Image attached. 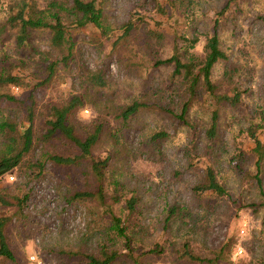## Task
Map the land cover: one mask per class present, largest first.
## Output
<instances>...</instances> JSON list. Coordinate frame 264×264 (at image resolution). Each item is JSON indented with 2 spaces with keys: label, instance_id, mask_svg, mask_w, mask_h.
Returning a JSON list of instances; mask_svg holds the SVG:
<instances>
[{
  "label": "rangeland",
  "instance_id": "obj_1",
  "mask_svg": "<svg viewBox=\"0 0 264 264\" xmlns=\"http://www.w3.org/2000/svg\"><path fill=\"white\" fill-rule=\"evenodd\" d=\"M174 1L178 6L171 9L168 1V13L161 14L152 0H99L113 26L130 21L135 24L133 33L114 48L120 31L109 40L101 38L92 24L72 29L75 46L70 63H60L47 82L41 51L49 50L48 35L35 32L25 50L16 48L11 34L1 36L0 70L16 61L14 72L24 76L26 83L0 87V113L11 115L21 128L27 126L26 105L34 95L36 124L42 129L47 104L83 94L85 104L73 115L78 131L85 134L95 123L107 122L93 154H113L106 183L113 185L114 179H120L126 183L120 194L130 196L135 191L140 196L130 217L134 231H139L135 258L117 264H179L185 241L196 254L214 260L206 264H264V205L249 131L254 127L264 139V0ZM6 16L7 4L2 0L0 22ZM151 30L165 33L163 45L150 37ZM214 33L228 57L215 65L213 79L222 92L232 93L236 87L242 93L237 106L220 108L216 137L211 139L207 133L215 102L205 94L194 100L188 124L158 107H144L120 130L118 108L136 98L153 100L155 90L163 97L158 103L166 104L172 94L175 101L170 103L179 112L183 97L182 90L170 86L173 67L156 66L155 61L171 56L176 43L183 50L190 44L185 39L195 35L200 41L194 50L202 54L207 35ZM47 55L51 60L63 56L54 49ZM90 71L102 74L105 85L93 86ZM7 94L19 101L6 100ZM159 131L168 136L153 138ZM48 148L65 156L79 152L64 140H54ZM89 165L87 161L72 166L49 162L40 176L16 170L0 179V188L12 202L0 205V215L11 216L5 233L16 257V261L0 257V264H83L81 253L94 248L106 226L104 208L97 201L70 199L76 191L95 188ZM209 166L224 185L225 195L196 194L195 186ZM260 176L264 188V160ZM171 208L175 212L168 220ZM117 213L125 216L127 210L118 208ZM156 244L159 252H148Z\"/></svg>",
  "mask_w": 264,
  "mask_h": 264
},
{
  "label": "trees",
  "instance_id": "obj_2",
  "mask_svg": "<svg viewBox=\"0 0 264 264\" xmlns=\"http://www.w3.org/2000/svg\"><path fill=\"white\" fill-rule=\"evenodd\" d=\"M2 0H0L1 2ZM7 4L6 19L0 22V37L11 34L17 49L25 50L31 46L33 35L37 31L45 32L48 35L49 50H43L41 58L45 60V68L47 76L44 82L50 81L57 70L60 63L69 64L74 54L75 43L73 41L72 29L85 27L89 24L99 29L101 38L111 40L116 35V31L120 34L113 40L114 48L118 47L123 40L129 38L135 29V24L127 22L121 26H113L105 15V11L99 4V0H4ZM170 2L169 7L174 9L178 6L174 0H152L153 7L161 14L168 13L166 2ZM182 0H180L181 2ZM193 4V0H188ZM180 4V3H179ZM150 37L157 40V44L165 37V33L151 30ZM150 38V39H151ZM178 38V37H177ZM179 39V38H178ZM203 45V53L199 54L194 49L196 43L200 41L198 35L192 39L186 38L190 44L182 50L180 45L176 43L174 52L167 58H157L155 65H171L173 70L170 74L171 85L175 86L174 90H182L183 102L179 112H176L171 101L175 98L171 94V100L165 103L163 97L159 93L152 91L153 100L150 98H136L130 104L118 108L117 116L121 122L119 129L126 126L130 120L137 117L142 108L152 107L159 108L171 114L183 124H188V113L194 100L205 94L215 107L211 109V126L207 133L209 138L214 139L217 135L219 111L222 106L235 107L240 103L241 92L238 88H233L232 93L222 92L219 84L213 79V71L215 65L227 60V54L222 49L220 38L217 33L207 35ZM54 49L62 53V58L51 60L50 50ZM14 62V63H13ZM11 62L10 67L0 70V87L7 85L23 86L25 78L14 72L17 62ZM88 79L93 86H104L106 80L99 72H88ZM173 88V87H171ZM5 99L9 101H19L18 98L11 94L5 95ZM30 103L26 105L27 126L20 127V124L11 119V115L5 116L0 113V179L5 175L11 174L16 170L31 171L35 176H40L49 162L56 165L72 166L79 165L83 161H87L91 175L95 180V188L92 190L76 191L70 199L73 200H95L104 208L102 220L106 224L103 235L99 238L91 251L81 253L83 256V264H117L126 258H135L134 251L136 246L134 241L137 240L135 225L130 219L131 215L136 212L140 201V196L134 191L130 196L120 194L126 183L120 179H114L112 184L106 183V176L112 167L113 154H107L104 157L95 156L93 149L99 141L102 131L107 128V122L95 123L85 133L78 131L76 122H74V112L84 106L86 97L83 94H75L72 97L60 103L47 104L44 114L42 129H38L36 124V101L35 96L30 95L28 98ZM151 100V103L148 101ZM178 101V100H177ZM106 124V126H105ZM111 134L115 135L114 127L111 126ZM116 128V127H115ZM92 129V130H91ZM250 135L254 141L253 151L256 154V180L260 187L264 205V188L263 180L260 176L261 164L264 160V139L260 138L254 127L249 129ZM168 134L163 131L155 132L153 138L160 139L167 137ZM54 140H64L71 143L79 151L76 155L65 156L57 151L48 148V144ZM40 146V147H38ZM39 148L38 152H35ZM196 194L202 196L226 194L224 185L218 180L216 171L212 167H207L204 171V177L195 189ZM18 205L22 207L23 200L18 198ZM0 205H12L6 190L0 188ZM261 206V204H259ZM120 208L123 212L127 210V214L122 216L117 213ZM171 208L168 215H174ZM11 216L0 215V257L8 258L16 261L13 251L10 249L5 228ZM184 220V218H182ZM187 221V220H186ZM120 244H123L120 246ZM159 245L156 244L154 249L148 252H159ZM127 249L128 252H123ZM218 260V258H217ZM214 260H206L202 256L196 254L189 241H185L178 254V263L182 264H206Z\"/></svg>",
  "mask_w": 264,
  "mask_h": 264
}]
</instances>
